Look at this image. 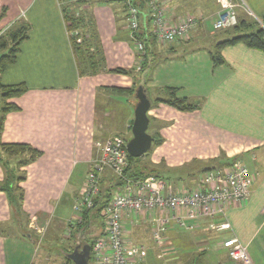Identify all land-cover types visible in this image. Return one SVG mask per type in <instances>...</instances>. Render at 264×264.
Masks as SVG:
<instances>
[{"label":"crops","instance_id":"crops-1","mask_svg":"<svg viewBox=\"0 0 264 264\" xmlns=\"http://www.w3.org/2000/svg\"><path fill=\"white\" fill-rule=\"evenodd\" d=\"M113 1L102 0L92 11L105 69L94 76H79L59 0H0V12L5 10L0 34L16 22L29 26L16 62L0 73L2 85L23 83L27 87L23 95L8 101L19 110L6 115L0 142L27 144L41 153L35 161L17 169L25 179L12 184L10 189L22 190L19 205H13L8 192L3 190L6 168L0 163V264H21L18 257L9 262L10 253L17 256L29 248V243L35 242L36 235L43 230L46 238L54 225L56 229L49 236L58 240L57 234L63 227L70 220L78 219L73 206L84 189L92 161L99 155L95 143L117 137L111 130L112 135H105L104 139L98 125L99 120L109 125L110 101L120 106L125 142L132 138L135 95L117 94L110 88L133 87L135 91L138 85L144 87L151 100L147 115L152 133H147L153 139L150 152L140 162L163 181L167 191H194L204 173L210 169H227L234 162H240L250 174V197L243 205L225 206L224 216L191 221L185 229L173 222L169 225L160 245L162 252L169 254L170 261L166 264L184 263L188 258L180 251V245L197 240L200 246L195 254L204 253L201 245L211 243L217 263L226 264L230 259L222 243L233 236L246 247L250 264H264V52L239 43L229 45L218 52L222 62L214 64L209 52L229 38L220 36L211 50L190 45L200 37L197 34H206L212 25L220 10L217 1L156 0L168 24L191 18L195 28L187 36V42L177 40L166 46L155 39L148 12L142 14L138 32L145 40L148 60L142 72H135L140 63L139 54L130 39L124 2ZM240 1L255 19L264 18V0ZM236 12L238 22L254 21L243 9L238 8ZM114 69L132 74L109 72ZM165 88L178 89L179 98L199 104V109L180 112L165 104H156V99L166 98ZM2 157L8 163L6 167L16 171L21 158ZM205 164L211 167L204 168ZM78 167L82 168L81 181L71 184ZM109 172L100 177L106 184ZM62 203H70L74 212L67 220ZM152 215L123 217L126 243L146 248L142 261L132 264H151L148 245ZM226 222L229 228L225 231L218 232L211 227ZM98 230L100 237L102 223ZM87 233H79L72 252L93 244ZM80 236L84 243L79 242Z\"/></svg>","mask_w":264,"mask_h":264},{"label":"built area","instance_id":"built-area-1","mask_svg":"<svg viewBox=\"0 0 264 264\" xmlns=\"http://www.w3.org/2000/svg\"><path fill=\"white\" fill-rule=\"evenodd\" d=\"M75 1L90 0H71V2ZM216 1L220 10L213 24L214 31H225L236 27L238 8L243 9L249 17H253L240 0ZM125 7L130 39L141 62L146 53V44L138 39L136 34L142 26V14L132 0H126ZM148 14L153 35L158 42L171 43L182 39L195 28V21L191 18H186L175 25L168 24L156 0L148 1ZM253 20L264 29L261 20L254 17ZM95 146L99 155L91 163L84 189L76 199L73 211L81 216L84 210L93 206L94 198L99 191V179L105 171H110L123 182V185L114 193L103 210L102 234L93 242L90 250L92 264H132L142 261L146 248L126 243L122 226L124 216L153 213L151 241L159 246L172 222L177 227L185 229L188 228V222L224 216L225 206H241L250 197V174L240 162H234L224 170L204 173L199 180L198 189L194 191L173 193L167 191L163 181L156 177L131 179L125 175L128 153L123 139L110 137L101 143H95ZM211 227L221 232L228 229L229 224L226 222ZM222 247L231 261L237 264H250L246 247L236 237L225 239Z\"/></svg>","mask_w":264,"mask_h":264},{"label":"trees","instance_id":"trees-1","mask_svg":"<svg viewBox=\"0 0 264 264\" xmlns=\"http://www.w3.org/2000/svg\"><path fill=\"white\" fill-rule=\"evenodd\" d=\"M62 3V16L65 23L66 30L69 34V43L76 61V66L79 76H94L105 69V60L103 50L100 44V40L97 34L96 27L94 25L93 16L91 15L88 6V1H75L71 0H59ZM119 3H123V13L126 15V0H114ZM113 1V2H114ZM133 4L140 10L141 14L148 12L149 0H132ZM109 3V1H105ZM5 14V10L0 14V19ZM127 18V17H126ZM264 25V18L261 19ZM242 29L250 30L249 33L240 32ZM230 30H233V36L215 45V53L210 52V57L214 64H220L222 60L218 56V52L225 46L234 44H243L247 48L255 49L264 52V29H262L255 21H240L238 25ZM29 26L23 22L14 23L9 29L0 35V48L6 49L7 52L0 56V73H3L9 66L16 62L17 55L20 51L21 43L27 38ZM243 33V34H242ZM137 38L144 40L141 32L136 34ZM146 66V65H145ZM141 67V72L145 68ZM110 73L128 75L132 74L131 71L124 69L110 70ZM110 90L117 94L132 95L134 88L119 89L110 88ZM27 91L25 84L4 86L0 83V93L3 100V106L1 108L0 115V133L2 131L3 122L6 115L10 112H16L19 108L8 101L20 97ZM166 98H158L155 100L156 104H165L180 112H193L199 109L198 104H193L186 98H179L177 96L178 89L165 88L164 90ZM157 143H159L157 141ZM40 152L32 148L27 144H3L0 142V163L4 166L6 177L4 181L3 190L8 192L10 202L13 205H19L22 200V190L18 187L11 188L12 184H16L19 181L25 179L24 174L20 175L17 169L26 166L27 164L35 161ZM2 155L6 158H21L17 163L16 171H12L8 163L4 162ZM148 167L144 166L140 162V158H132L128 155V167L125 175L131 179H144L152 175L147 171ZM210 169L209 171H212ZM106 172V171H105ZM107 184L99 179V191L98 195L94 198L93 206L84 210L82 213V221L87 225L91 223V220H96L102 223L103 210L111 200L114 193L122 187L123 182L114 176L111 172L106 175ZM14 192H20L19 195L14 196ZM94 222V221H93ZM91 250L92 245H88ZM67 264H73L67 257ZM91 258L89 259V264Z\"/></svg>","mask_w":264,"mask_h":264},{"label":"rangeland","instance_id":"rangeland-1","mask_svg":"<svg viewBox=\"0 0 264 264\" xmlns=\"http://www.w3.org/2000/svg\"><path fill=\"white\" fill-rule=\"evenodd\" d=\"M101 1L102 0H90V1H88V6H89L88 11H90L91 15H92L93 8L96 5L100 4ZM3 10L4 9L1 10L0 14L2 13ZM2 18L3 17H1V19ZM1 19H0V21H1ZM215 20H216V17L213 20L212 25H210L206 29V31H207L206 34L200 32L202 34V37H201L200 33L197 34L200 37H198L196 35V37H198V38H195L193 40L190 47H203V48H206L207 50H211L214 48L213 46L220 39V36L227 37V38H230L233 36V30H226V31H222V32L214 31L212 27H213ZM93 21H94V25L96 27L95 20H93ZM249 31L250 30L242 29L240 32L248 33ZM4 32L5 31H3L1 34H3ZM189 35H187V36H189ZM187 36L182 38V39H179L180 40L179 42L180 43L187 42V40H188ZM175 41H177V40H175ZM159 44L169 46L171 43L159 42ZM167 44H169V45H167ZM212 51H210V52H212ZM6 52H7V50L5 48L4 49L0 48V56L2 54H5ZM213 53H215V51ZM147 60H148V57H147V51H146L145 55L140 60L141 62L139 64V66H137L135 72L137 71L140 73L141 69H142L141 67L146 65ZM178 92H179V90H178ZM178 92H177V94H178ZM110 95H112V94H110ZM163 96L166 97V94H164ZM110 97H112V96H110ZM193 104H196V103H193ZM2 106H3V100L1 98V93H0V115H1ZM101 107H102V104H101ZM101 107H99V109H101ZM109 107H110V110H109L110 123H109V125L108 124L105 125V122L104 121L102 122L101 120H99V123H98V125L101 126V128H102V132L104 133L103 138L105 135L110 136L112 134H115L118 138L123 139L125 141L126 135H124L122 128H121L122 112L120 110V106L116 105V103L114 105L113 102L110 101ZM106 127H107V129H106ZM111 130H113L114 132ZM110 131L113 133L110 134L111 133ZM147 132L152 133V130L148 129ZM103 141L104 140H97L96 143H101ZM149 152H147V153H149ZM17 158H19V157H17ZM162 164H164V163H161L160 165H162ZM209 167H211V164H209V165L205 164L204 168H209ZM159 168L160 167H158V169ZM81 171H82V168H80V167H78L76 169V172L74 173V176L72 177L71 184L74 181L75 182L81 181V174H80ZM159 174L162 178H165L162 173H159ZM61 209H63V211L65 209V213H66L65 215L67 216L66 220L68 217H71V215H73V213H74L71 210V204L70 203H62ZM54 221H56V223H57L56 219ZM71 221L72 220H70V222H68L65 225V227H63L64 228L63 231H60L57 234L58 240H56V239L52 240L49 236L52 233L53 229L54 230L56 229V226L54 225V227L51 228V230H50V232L46 238H44L46 230H43V232H41V234L36 235L35 242L29 243V245H30L29 248L23 249L21 252H19V254L17 256H15L16 254L12 255V253H10L11 258H10L9 262L11 260L15 261L16 258L18 257V260L20 261L21 264H23L25 262H29V264H67L68 263L67 255L70 254L72 252V250L74 249V247L77 245L76 243H77L79 233H84L85 231L88 232L87 238H88V240H90V243H92L93 241H95L97 239V237H98L97 233L99 231L98 229L101 225L99 220L98 221L93 220L94 222L92 221V224L87 225L85 222L82 221V215L79 216L78 219L75 218L74 222H71ZM81 237L82 236H80L79 242L84 243V240ZM195 239H197L196 236H195ZM207 240H209V238H207L205 241H207ZM197 241L193 242V244L187 243L188 245H180V248H179L180 251H183L185 256L188 258V259L185 258L186 260L182 264H218L217 263L218 262L217 256L213 252V250L211 249V243L202 244L201 249L204 250L205 252L195 254V252L198 250L197 248L200 246L197 244ZM88 243H89V241H88ZM160 245L156 246L155 244H153L152 241L150 242V246L148 245V248L150 249L148 251L150 254V258H148V261L151 262V264H166V262L170 261V260H168L169 254L163 253ZM10 264H11V262H10ZM90 264H92V262H90ZM168 264H177V263L170 262ZM226 264H237V263H235L231 260H227Z\"/></svg>","mask_w":264,"mask_h":264},{"label":"water","instance_id":"water-1","mask_svg":"<svg viewBox=\"0 0 264 264\" xmlns=\"http://www.w3.org/2000/svg\"><path fill=\"white\" fill-rule=\"evenodd\" d=\"M137 103L134 107V121L131 127L132 138L126 143V151L132 158L143 157L152 147L153 139L147 133L149 126L148 111L151 100L142 85L134 91ZM74 250L67 255L73 264H89L90 247L85 246L81 251Z\"/></svg>","mask_w":264,"mask_h":264},{"label":"flooded vegetation","instance_id":"flooded-vegetation-1","mask_svg":"<svg viewBox=\"0 0 264 264\" xmlns=\"http://www.w3.org/2000/svg\"><path fill=\"white\" fill-rule=\"evenodd\" d=\"M83 248H80L78 251H81Z\"/></svg>","mask_w":264,"mask_h":264}]
</instances>
